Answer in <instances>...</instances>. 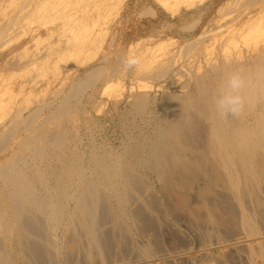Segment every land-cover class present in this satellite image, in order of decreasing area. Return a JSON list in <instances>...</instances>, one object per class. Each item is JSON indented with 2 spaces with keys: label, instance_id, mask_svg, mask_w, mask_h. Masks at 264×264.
<instances>
[{
  "label": "bare ground",
  "instance_id": "obj_1",
  "mask_svg": "<svg viewBox=\"0 0 264 264\" xmlns=\"http://www.w3.org/2000/svg\"><path fill=\"white\" fill-rule=\"evenodd\" d=\"M22 1L13 17L53 9L50 0ZM259 17L264 3L255 16L233 18L231 35L208 48L220 53L185 70L180 90L147 88L123 108L118 98L119 146L96 139L80 106L96 70L52 98L16 108L0 128V264H264ZM234 28L250 41L253 30L252 44L241 49ZM160 65L154 81L170 72ZM84 138L88 153L78 147Z\"/></svg>",
  "mask_w": 264,
  "mask_h": 264
},
{
  "label": "rangeland",
  "instance_id": "obj_2",
  "mask_svg": "<svg viewBox=\"0 0 264 264\" xmlns=\"http://www.w3.org/2000/svg\"><path fill=\"white\" fill-rule=\"evenodd\" d=\"M254 2L255 0H50L49 5L53 9H50L51 13L49 10L48 15L13 17L17 12L15 9L23 6V1L0 0V125L15 115L18 108L31 103L29 106H33L35 102L52 98L54 90L59 88L57 92L60 93L69 87L71 81L92 69L97 73L92 76L93 83L87 87L89 89L84 90L80 106L85 107V116L89 115L96 126L92 125L96 139L107 142L112 147L119 146L122 134L113 114L115 101L119 98L117 106L123 108L124 100L147 88L156 87L160 91L171 86L170 89L180 90L177 86L179 88L186 80L185 70L193 69L198 61L203 62L204 57H215L219 52L217 49L212 53L208 48L213 47L215 38L231 35L227 33L232 31L231 20L237 16H255L264 3L261 1L255 5ZM262 18L258 19L262 21L260 27L264 26ZM11 21H14V25ZM242 28L246 30L242 35L246 36L248 27ZM234 30L232 36L235 35L241 49L254 41L251 34L253 30L249 31L248 36L251 41L246 37L239 39L240 36L235 28ZM74 36L76 40L71 38ZM216 44L218 46V42ZM207 51L211 53L206 54ZM41 55L42 57H38ZM165 62V66L171 67L169 75L154 81L152 71L155 72ZM159 84L162 88L158 87ZM50 92L53 94H49ZM86 140L82 139L78 147L88 153ZM2 155L0 152V157ZM150 182L154 183L151 191L158 195L157 182L154 179Z\"/></svg>",
  "mask_w": 264,
  "mask_h": 264
}]
</instances>
